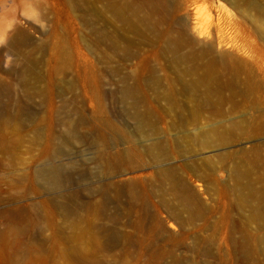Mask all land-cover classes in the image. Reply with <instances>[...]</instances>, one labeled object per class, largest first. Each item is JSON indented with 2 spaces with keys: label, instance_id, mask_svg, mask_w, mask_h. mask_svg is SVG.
Listing matches in <instances>:
<instances>
[{
  "label": "bare ground",
  "instance_id": "6f19581e",
  "mask_svg": "<svg viewBox=\"0 0 264 264\" xmlns=\"http://www.w3.org/2000/svg\"><path fill=\"white\" fill-rule=\"evenodd\" d=\"M176 1L56 0L57 11L89 31L93 39L82 36L84 48L103 65L100 70L84 51L79 80L85 102L67 79L74 33L82 50L77 31L60 20L45 31L48 0H0V42H5L0 57L6 52L14 58L5 71L10 81L0 79V168L6 169L0 185L46 195L36 208L0 212L8 231L19 237L40 232L41 223L44 230L55 228L56 251L70 264H104L97 257L104 249L119 250L116 264H264V45L256 40L264 30H239L242 41L225 47L216 41L195 47L187 21L176 15ZM32 10L34 19L28 17ZM137 45L151 50L136 51ZM138 57L134 72L115 65ZM164 70L171 75L160 74ZM106 77L117 81L115 90L105 89ZM149 90L157 103L166 100L164 111L179 124L174 120L161 128L145 94ZM180 96L189 99V119L178 112L186 105ZM36 98L52 113L60 99L58 117L35 112ZM106 98L119 107L125 124L89 123L86 103L100 111ZM106 129L120 136L109 148H128L116 156L101 150L91 163L98 173L113 167L117 175L108 172L105 180L87 186L86 199L60 188L74 175L50 160L73 142L103 144ZM24 145L37 154L21 158ZM187 155L183 165L174 162ZM41 161L46 163L36 166ZM148 165L156 168V185L112 191L121 166L133 171ZM112 193L126 198L129 231L108 212ZM36 245L27 249L30 261L44 249Z\"/></svg>",
  "mask_w": 264,
  "mask_h": 264
},
{
  "label": "rangeland",
  "instance_id": "374dc122",
  "mask_svg": "<svg viewBox=\"0 0 264 264\" xmlns=\"http://www.w3.org/2000/svg\"><path fill=\"white\" fill-rule=\"evenodd\" d=\"M48 2H49L48 3L49 6H47V9H48L49 20L47 21L48 23L45 22L46 24V26L44 27L45 31L49 32L54 22L60 20L62 23L67 22L69 26L74 28L77 31V34L79 35V36L77 35V37L80 38L81 41V42L79 41L80 47L83 51L77 48L75 39H73L74 36L76 35L74 33L75 35L73 34L72 37L74 60L71 67V71L68 73L67 79L68 81L75 82V84H77L76 94L78 96H81L80 98L85 100L86 102V99L84 97V89L81 84V81L79 80L80 64H83L81 57L87 51L86 48H84L85 46L81 37L83 36L89 41H91V39L93 38L89 36V31L83 28L76 18H71L69 20L68 18H66V13L57 11L56 7L58 6L56 0H48ZM176 3H177L176 15L187 21L188 30H189L188 31L189 42H191L193 46L195 45V47L198 46L200 47L209 42L211 43L213 41L214 42L216 41L217 44L222 43L221 46L224 45L225 47L227 46V44L233 41L235 42H238L239 40L242 41V37L239 35L240 33L239 30L249 29V28L251 30L253 29H258V30L260 29L261 31L264 30V13H259L258 11V9L264 11V0H177ZM35 11L36 10H32L31 12H29L30 15H28V17L30 19H34L35 18L34 16H37V14H35L37 13V11L36 12ZM129 37L135 39V37L132 34H129ZM263 38L257 36L256 40H259L258 42L261 45H264ZM4 47H5V42H0V51L3 50ZM135 49L136 51L138 50L142 51V49L145 51L151 50V48L149 47L147 48V46H139V45H137ZM85 54L88 56L89 59L91 58V60L95 61V63L98 65V68L100 70L103 69V65L98 64L95 58L90 56L89 52ZM13 61L14 58L12 56H8L6 52L3 53L2 56L0 57L1 80L5 82L10 81L8 76L5 74V71L8 70L10 67H12ZM139 63H140V58L138 57L131 60H124V61L118 60L116 61L115 65L117 66L119 65L120 67L123 68L124 73H128L130 71L134 72V70L138 68L137 66H139ZM168 72H169L168 70H164L161 71L160 74H162L163 76L171 75V73ZM109 79L110 78L108 77L105 78L106 80L105 82L107 84L105 85V89L107 91L115 90V87H117L116 86L117 81L112 79L109 80ZM145 94L147 95L152 105V109L154 112L153 115L155 119L159 120V124L161 128L163 130H166V128H168V125L175 120L173 115H169L167 112L164 111V109L167 108L166 100L162 99L159 101V103H157L155 101L156 93L153 92L152 90L146 91ZM72 95L73 94H69V97H72ZM40 99L41 98L35 99L36 101L34 102V106H35L34 111L38 113L41 111L42 113H45L46 116L52 115L54 118L55 117L57 118L59 115L60 99L55 100V111L53 113L51 112V110L46 109L45 107L43 108L40 105L42 104V100ZM178 100L180 102L182 101L181 103L186 104L185 106L182 104L183 106L180 107L178 112L182 114L185 118L189 119V99H187L184 96H180ZM99 108L100 107L96 105L91 106L89 105L88 102L86 103L85 113L87 114V119L90 124H110L111 122H113L114 124H116V122L117 124H125L121 116H119L118 114V111L120 110L119 107L114 108L109 98H106L104 100V106L100 111ZM96 111L100 115L96 114ZM176 123L179 124L178 121ZM129 124H133V122L129 121ZM106 133H107L106 141L101 145L95 146L94 144H90V143L80 144L73 142L72 146L69 145L68 147H66L61 155L57 154L56 155L57 157L50 160L55 164L61 163L65 165V169H64L65 172H67V170L68 172L72 171V174L74 175L73 181L71 183L67 184L66 182L65 183L63 182L61 183L60 188L62 187L64 188V186H66V188H70L73 192H75L76 194L78 193L80 196L86 199L89 197V192L86 191L87 186L93 184L96 181L105 180L106 177H109L110 172H113L117 175V173L112 170L113 167H111L110 170L108 169L107 172L106 169H103L98 173V171L95 169V166L91 163V161L96 158L97 153L100 152L101 150L107 151L109 154L116 156L128 148V145H126V147H118L116 149L109 148V144L112 143L114 140L120 139V136L116 137L111 135V131L108 129H106ZM169 135H170L169 137L173 139L174 132L173 133L170 132ZM20 153H21V158L27 160H29L31 156H34V154L35 155L37 154L36 151L31 153V151H29L27 149V146L25 147V145L20 149ZM207 153L208 155L213 154V152H207ZM189 159L190 156L187 155L183 158L182 157L177 158V160H175L174 162L177 163L178 165H183L184 161H189ZM44 163L46 162L41 161L38 163V165L36 164V166H41ZM119 170L120 171L118 174L120 175H118L112 180L114 186L112 187V191H115L116 188L117 189L127 188V186H135L137 187L136 189L139 190V187L142 186V183L144 182H148L153 186L156 185V182L153 178V176L155 175L154 173L156 171V168L153 167L152 165H148L147 167L141 166L133 171L126 169H125L126 171H124V167L121 166ZM5 173H6V169L0 168V176ZM144 177L146 180L144 179ZM96 185H99V183H96ZM0 186H1L0 198L3 199V201L0 202V212L5 211L7 209H18L20 207L33 209L42 205L43 200L46 199V195L44 194L38 195L33 192L27 194V191L24 186L12 187L6 183H3ZM83 189L85 190L84 191L85 193H83ZM83 194L85 195L83 196ZM110 198L112 199L111 200L112 204L110 211L108 209V212H110L113 215L119 216L118 226L122 231H129L130 229L127 228L129 219L126 217V215H124V208L127 209L126 198H124L122 195L121 198L118 199L116 198V196H114V193L111 194ZM40 211L46 212L45 207L44 209L41 208ZM4 222H5L4 218L0 216V229H2L3 231V234L0 236V264H38V263L39 264H70L68 262H65L56 251L57 247L54 242L55 228H50V230H44L43 229L44 224L41 223L39 225L40 228L38 227L37 229V230H41L40 232L37 233L35 232V234H24L22 236L17 237L14 233L7 230L6 226L4 225ZM56 222L61 224L62 223L61 218L59 219L57 218ZM87 236H85L84 239L87 240L89 238V235ZM35 243L44 244V249H42L40 252H36L37 251L36 250L35 251L36 255L34 256L35 260L30 261L31 257L27 256V249L32 244L36 245ZM46 249L52 251L47 253L45 251ZM118 254H119L118 249L115 250L104 249L97 252V257L101 261H103L104 264H116V261L118 259Z\"/></svg>",
  "mask_w": 264,
  "mask_h": 264
}]
</instances>
